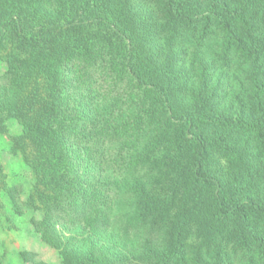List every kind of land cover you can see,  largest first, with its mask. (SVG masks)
<instances>
[{"label": "trees", "instance_id": "trees-1", "mask_svg": "<svg viewBox=\"0 0 264 264\" xmlns=\"http://www.w3.org/2000/svg\"><path fill=\"white\" fill-rule=\"evenodd\" d=\"M0 61L59 264H264V0H0Z\"/></svg>", "mask_w": 264, "mask_h": 264}, {"label": "rangeland", "instance_id": "rangeland-1", "mask_svg": "<svg viewBox=\"0 0 264 264\" xmlns=\"http://www.w3.org/2000/svg\"><path fill=\"white\" fill-rule=\"evenodd\" d=\"M5 70L6 65L0 61V74ZM20 131L14 121H8L6 131H0V162L7 187L15 191L13 199L0 191V264H59V251L42 240L35 226L43 213L22 205L34 179L20 155L11 151V139ZM56 229L64 239L82 232L80 227L63 223L57 224Z\"/></svg>", "mask_w": 264, "mask_h": 264}]
</instances>
